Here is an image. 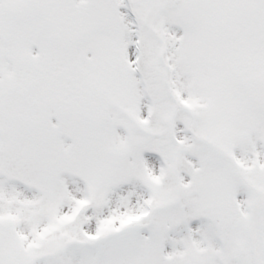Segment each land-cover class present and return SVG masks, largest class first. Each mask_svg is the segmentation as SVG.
I'll list each match as a JSON object with an SVG mask.
<instances>
[{"label":"snow or ice","instance_id":"6c2138e0","mask_svg":"<svg viewBox=\"0 0 264 264\" xmlns=\"http://www.w3.org/2000/svg\"><path fill=\"white\" fill-rule=\"evenodd\" d=\"M0 264H264V0H0Z\"/></svg>","mask_w":264,"mask_h":264}]
</instances>
